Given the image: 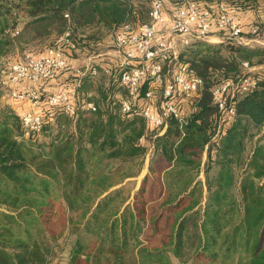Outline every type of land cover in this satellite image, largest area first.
I'll list each match as a JSON object with an SVG mask.
<instances>
[{"label": "trees", "instance_id": "16d2710c", "mask_svg": "<svg viewBox=\"0 0 264 264\" xmlns=\"http://www.w3.org/2000/svg\"><path fill=\"white\" fill-rule=\"evenodd\" d=\"M190 2L212 10L226 4L246 35L255 19L264 20V0H164L163 13L168 17ZM150 8L151 0H0V71L16 50L25 49L15 60L43 52L66 29L77 43L69 57L74 66L82 54H96L114 26L138 17L149 22ZM226 47L227 56L221 44L207 43L183 59L204 84L195 98L179 102L187 124L170 119L162 134L141 116L123 114L125 90L110 63L93 66L110 77L105 89L85 85L91 72L81 79L82 100L95 103V111L82 107L75 116L41 102L47 142L37 141L41 132L18 138L27 108L11 99L15 107L0 111V264H50L60 246L49 228L58 200L67 208V230L76 236L66 264H171L172 258L182 264H264V71L253 74L256 86L237 96L235 112L225 119L213 96L218 84L241 75L243 62L264 64V46ZM75 81L71 73L61 75L55 92ZM151 145L154 156L133 203L125 205L129 195L117 202L124 187L110 190L113 173L132 161L136 172L128 176H136ZM162 161L160 177L155 172ZM149 178L150 194L152 181L160 185L152 199L143 197ZM153 240L159 244L151 247Z\"/></svg>", "mask_w": 264, "mask_h": 264}, {"label": "built area", "instance_id": "2783aa9c", "mask_svg": "<svg viewBox=\"0 0 264 264\" xmlns=\"http://www.w3.org/2000/svg\"><path fill=\"white\" fill-rule=\"evenodd\" d=\"M163 9L164 0H151L149 22H123L114 26L112 32L115 56L112 65L125 90L120 98L121 110L127 117L141 116L159 128V134L166 131L170 119L177 120L181 127L187 124L179 102L195 98L204 84L196 69L181 58L180 47L190 46L198 40H209L215 33H219L222 40L228 39L229 43L239 46L263 42L259 37L260 26H251L250 34L246 35L237 16L224 3L212 10L190 2L168 17ZM76 47L71 30L66 29L43 52H26L21 60H14L2 71L0 84L7 89L9 98L28 105L21 113L19 139L41 132L44 113L40 104L44 100L51 106L60 105L66 114L75 116L82 107L89 111L97 109L95 103L83 102L79 90L82 77L88 72L95 74L96 68L91 66V57L87 58L85 68L71 65L69 57ZM244 65L248 66V63L244 62ZM111 68L107 67L106 72L114 71ZM66 73L76 77L74 84L58 92L46 93L47 83H53ZM252 76L243 73L213 89L220 120L235 112L238 95L256 86Z\"/></svg>", "mask_w": 264, "mask_h": 264}, {"label": "rangeland", "instance_id": "374dc122", "mask_svg": "<svg viewBox=\"0 0 264 264\" xmlns=\"http://www.w3.org/2000/svg\"><path fill=\"white\" fill-rule=\"evenodd\" d=\"M138 22H142L139 17L137 18V20L134 21V24H137ZM253 22H256L260 26V33H261L260 36L261 37L260 36L259 37H260V40H263V42H253L251 44V46H247V47L252 48L255 46L256 47L257 46L258 47L264 46V39L262 38V37H264V20L261 18H258V19H255ZM217 36L220 38L219 33H217ZM218 39L216 38V40H212V41H210V40H198V41L193 42L190 46L180 47L179 48L180 56L182 59L188 60L189 58L193 57L192 53L197 52V51H202L205 48V44H207V43L212 44V45L221 44L222 45L221 52L226 56L229 55V49L226 47L227 44H230L228 42L229 40L228 39L222 40L220 38L221 41H218ZM32 47L30 49H34V51L37 50V48H35V47L32 48ZM24 51H25V49L23 51L16 50L11 55L12 58H10V59L12 60L14 58L13 60H15L16 56L21 55ZM96 52L98 54L97 53L93 54V55L82 54V56H84V57L80 58V60H79L80 62L76 66L77 67L80 66V67L85 68L87 65V61L85 60V58L87 59L88 57H91V66L97 65V64H95L96 62H98V63L104 62L107 64L110 63V65L113 64V62L115 60V56L113 54L112 35L110 36V38H107L104 40V46H99L96 48ZM102 58H103V60H102ZM4 62H5V60H4ZM5 65H6V62L3 63V66H5ZM97 66H99V65H97ZM242 66H243V68H242L241 74H243V73L254 74L259 69H262L264 71V64L252 66L248 63V66H245L244 62H243ZM96 69H97L96 73L91 74L90 77H88L85 80L86 81L85 85L88 86V84L91 83L93 85L94 90L95 89L99 90V88L105 89L110 82V77L107 74L100 72V70L98 71L97 67H96ZM3 70H4V68L0 71V80L2 78V74H3L2 71ZM47 84L48 85L46 86V89H45L46 91H47V88H49L50 86L51 87L55 86L54 83H52V81L48 82ZM83 87H84V85H83ZM0 88L3 91V95L0 97V111H2V110L8 109V105L10 104V103H8V100H11V98H9L6 88H4L2 86H0ZM84 88L81 91V96L86 98V95H85L86 90ZM94 90L90 91L91 94H96L95 95L96 98L99 97V91L94 92ZM119 91H122V90L119 89ZM93 101L95 102V100H93ZM27 108H28V105H27ZM48 140H49L48 136H46V133H44L43 131L40 133V135L38 134L37 141L39 143L47 142ZM153 156H154L153 149L151 150L149 147L147 154L145 155V162L146 163L148 162V164H149V162ZM159 160H165V159L161 157ZM159 164L160 165L158 166V170H159L160 166H165V161H162ZM146 168H148L147 164H146L145 169H144L145 171H146ZM135 172H136V164L134 162L130 161V163L129 162L123 163V167H122L120 172H118L116 174L113 173L111 178H112V181H114L116 184L120 183V181L124 180V182L121 184L124 187L123 188L124 191H123V194H121L118 197L117 202H121V200L123 198H125L129 195L130 198L127 199V201H125V205L129 202L133 203L134 198H135L134 194L140 188L142 178H143L144 173H145V172L141 173L140 176H137V178L136 177H131V178L128 177V175H132ZM135 179H137V180H135ZM136 181H137V183H136ZM152 182H154L153 191L150 194L149 186H150L151 180L149 178V180L147 182V190L145 191V193L143 192L144 193L143 197H146L149 199H152V197L156 198V195L158 193L160 185H159L158 181H152ZM68 216L69 215L67 212L66 205L64 203H62V201H59V200L56 201L54 204L53 216H52L51 221L49 223V228L53 232L58 234V238H59L58 242H59L60 246H58V251H57L55 257L50 262V264H66V262H67V256H68L67 250L71 247L73 238L76 237L75 235L71 234L70 231L67 230L66 220H67ZM144 236L145 235H141V239H144ZM87 237H89V238H83L84 241L89 243V244H92L93 238L91 236H87ZM157 244H159V241L153 240L152 243H149L148 245L153 247L154 245H157ZM171 264H182V263H180L179 260L172 258Z\"/></svg>", "mask_w": 264, "mask_h": 264}, {"label": "crops", "instance_id": "0c3cea01", "mask_svg": "<svg viewBox=\"0 0 264 264\" xmlns=\"http://www.w3.org/2000/svg\"><path fill=\"white\" fill-rule=\"evenodd\" d=\"M216 38H217V39L219 38V37L217 36V33L211 35V37L209 38V40H210V41H212V40H216ZM218 41H219V39H218ZM79 60H80V58H77V59H73V60H72V63L74 64V66L78 65V63L80 62ZM85 60H86L87 63H88V59L85 58ZM60 77H61V76H60ZM56 81H58V80H54V82H53L54 85H55V82H56ZM52 85H53V84H52ZM56 87H57L56 85L53 86V87L50 86L49 89H50L51 91H55V90H56ZM8 103L12 104V105L15 107V105H14V101H12V100H8ZM24 105H25V108H27V105H26V104H24ZM23 108H24V107H23ZM141 142H142V141H141ZM153 147H154V145H151V146H150V149L152 150ZM153 154H154V152H153ZM206 158H207V146H206V148H205V150H204V152H203V154H202V166L204 165V162H205ZM149 160H150V159H149ZM146 164H147V167H148V168H146V171H145L144 169H145ZM164 170H165V168H164V169H161L160 171L155 172V174H157L158 176L162 177ZM144 172H145V173H144ZM148 172H149V164H148V162H147V163L144 162L142 168L140 169V171L138 172V174H137L136 176H128V177H130V178H131V177H136V178H137V176H140L141 173H144V176H143V178H144ZM143 178H142V180H143ZM198 178H201V179L204 180V173H203V171L200 172ZM135 180H137V179H135ZM123 182H124V180H123V181H120V183H117V184L115 183V185H113V186L110 188V190H114L115 188H118V187L122 186L121 184H122ZM136 183H137V181H136ZM141 183H142V182H141Z\"/></svg>", "mask_w": 264, "mask_h": 264}]
</instances>
